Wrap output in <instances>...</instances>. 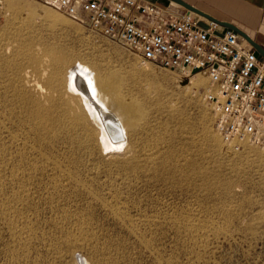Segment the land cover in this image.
<instances>
[{
  "label": "rangeland",
  "instance_id": "374dc122",
  "mask_svg": "<svg viewBox=\"0 0 264 264\" xmlns=\"http://www.w3.org/2000/svg\"><path fill=\"white\" fill-rule=\"evenodd\" d=\"M60 57L70 62V69L76 61L77 66L91 65L101 75L117 80L123 93H132L143 101L146 115L140 126L143 136L140 134L139 149L143 150V158H150L151 153V157L157 155V169L151 171L152 177H127L129 187L119 184L130 205L136 202L143 214L159 217L152 224L140 223L137 234L98 202L90 203L86 194L80 200V196L74 199L69 193L56 190L53 206L46 202V186L59 169L56 171L52 162H46V144L33 140V107L14 99L11 83L24 71L30 78L40 79L46 58ZM197 77L206 76L199 73L181 78L154 64L142 63L118 41L91 30L83 18L67 16L43 0H2L0 174L5 177L8 195L16 187L11 182L12 172L35 175L29 181L33 205L24 211L32 218L38 237L15 251L8 228L0 223V264H95L93 252H106L111 256L109 264H264V159L260 152L248 156L225 146L215 130L212 105L204 100L209 81L206 77L204 86L199 87ZM6 98L15 101L9 104ZM208 133L218 140H212ZM58 142L57 146L54 144L58 150L53 149V153L58 154L61 166L79 171L88 179L98 173L92 178L93 184L104 195L105 190L98 184L114 180L112 175L119 171L115 163L108 164L110 161L99 155L91 160L74 151L72 145ZM120 150L115 155H120ZM168 151H173L169 160L166 158L172 173L162 164ZM77 155L80 160L75 163ZM115 155L110 160L120 157ZM48 163L50 174L46 175ZM83 196L86 202H82ZM62 207L73 215L80 213L83 219L89 216L82 231L90 228L94 233L92 240L69 247L66 235L79 236L81 230L68 220L59 225L53 221ZM13 250L15 257L10 254Z\"/></svg>",
  "mask_w": 264,
  "mask_h": 264
},
{
  "label": "bare ground",
  "instance_id": "6f19581e",
  "mask_svg": "<svg viewBox=\"0 0 264 264\" xmlns=\"http://www.w3.org/2000/svg\"><path fill=\"white\" fill-rule=\"evenodd\" d=\"M50 13L53 16L54 13ZM34 14H32V16ZM46 14L47 17H49V13ZM57 16L58 15H56V17ZM65 59L61 57L52 60L46 58V64L43 62V64L46 65L45 72L41 75L40 79L32 77L30 78L28 76V72L24 71L23 73L20 72L16 77H14L13 82L11 83L14 99L22 105L30 103L33 107L32 113L34 122L32 127L34 130H36L33 140H35L37 143L39 142V144H46V162H52L53 164L51 165L53 166V169H59L58 172H55L57 173L56 175H51V183L50 185L46 186V202L53 206V195L56 190L69 193V195L74 196V199L77 196H80V199L82 195L86 194L90 203L97 204L98 202L102 208L108 211V214L110 213L113 218L121 220L122 223L130 225L128 230L134 234H137L140 229L138 227L140 223L152 224L156 221L157 217H159V215L143 214V212L140 211L141 208H137L138 205H136L135 200V203L130 205L131 203L127 197L122 195L123 191L121 190L123 186H131L129 183H127V177L131 176L134 177V179H139L143 176L152 177L151 171H156L157 169L154 167L157 162V155L151 157V153L150 158L149 156H146L145 158L148 157V159H145L142 157L144 153H141L140 151L142 149H139L141 146L140 134L143 136L140 131V126H142V120L146 115L143 101L132 93H123L121 91V86L117 83V80L101 75V73L96 68L91 67V65H88L85 63V61V66H77L76 61L75 66H71L72 68L70 69L71 64L69 62V65ZM34 61L36 60L33 59V62ZM74 62L75 60L72 62V64ZM205 79L206 77L196 78L199 87L204 86ZM39 97L41 100L38 99ZM6 99L9 101V104L15 101L14 99L9 100L10 98ZM0 121H2L1 116ZM11 135L15 137V135ZM208 135L212 137V140H218L214 137V135L209 133ZM56 141L61 142V144L65 143L72 145L75 148L74 151H80V154L82 153L89 156L91 160L94 156L99 155L103 156V158L106 160L108 159L110 161L108 164L115 163L119 171L115 175L111 174L114 177V180L107 179L102 182L103 184L97 183L98 186L100 185L99 187H101L102 190H105L103 192L104 195L99 193V188L96 190L95 187L97 185L95 186V183L93 184L94 179L92 178L96 175L98 176V173H94L95 175H92V178L88 179L84 175L83 177L79 171L77 172L71 170L67 168V166H65L66 168L61 166L60 159L56 156L57 153H53V149L58 150L57 147L54 148ZM120 149L123 150L122 153L120 155L116 154L120 157L117 160H110L113 159L112 157L115 155V151ZM62 152L64 153V151ZM68 152L66 153L68 154ZM41 153L45 154L44 151ZM59 153H61V150ZM63 153L61 156L64 155ZM165 153L168 154H166L167 156L165 155V159L162 160V164L164 165L163 168L166 170L169 169V172L171 171L170 173H172L173 170H171V165L167 166L166 162L168 157L173 155V151H168ZM146 154L147 153H145V155ZM71 157L70 159L72 160ZM79 158L80 155L79 157L77 155L74 157L73 161H78ZM84 161L86 162V160ZM49 163L46 165V175L50 174ZM62 163L65 164L64 162ZM74 167H76V165L73 166V169ZM90 167H87V169H91ZM93 168L94 167L92 166V169ZM10 175L12 176L11 182L12 184L15 183L16 187L12 190L13 192L8 195L5 188V177H1L0 174V223L8 228L11 235L12 245L14 246V250L17 251V248H23L24 246H27V244L30 243L34 238L38 237L33 226L34 223L32 218L29 216V214H27V212L24 211L30 205H33L29 199L31 192L29 181H31L35 175H32V173L25 174V172L19 173L15 171ZM58 175L59 177L57 178ZM173 175L174 173L171 177H173ZM168 177L170 178V176ZM162 179L164 180V178ZM166 180L168 181V178ZM119 183H123V186H121ZM84 198L85 200L83 199L84 201L82 200V202H86V197ZM80 200L78 202H80ZM74 204H76V202ZM74 206L76 207L77 204ZM96 206L97 205H95V207ZM60 209L61 214L58 213L53 221L59 225L68 220L70 221L68 223H72L79 230H81L79 232V236L77 234H70L72 237L69 234L68 236L66 235V240L69 247H74L79 241L92 240L94 233L90 232L92 231L90 228L89 230L87 229L88 231L85 230L86 232L84 231V233L82 231L84 227L83 225L88 223L87 221L89 216L88 219L85 218L87 220L85 221L80 213L79 215H73L71 210L68 208L67 209L70 212H67V209H63V207ZM83 209L85 210L84 207ZM86 214H88V212ZM111 216L109 215V217ZM140 233L141 232H139V234ZM14 250L10 252L12 257H15ZM93 251H98V249H94ZM93 253H95V264H109L111 256L106 254V252ZM11 259L13 260L14 258ZM33 264L38 263L34 262Z\"/></svg>",
  "mask_w": 264,
  "mask_h": 264
},
{
  "label": "built area",
  "instance_id": "2783aa9c",
  "mask_svg": "<svg viewBox=\"0 0 264 264\" xmlns=\"http://www.w3.org/2000/svg\"><path fill=\"white\" fill-rule=\"evenodd\" d=\"M0 0V4H1ZM82 19L154 64L188 79L203 73L204 100L226 147L243 151L264 141V57L235 30L177 3L151 0H43Z\"/></svg>",
  "mask_w": 264,
  "mask_h": 264
},
{
  "label": "crops",
  "instance_id": "0c3cea01",
  "mask_svg": "<svg viewBox=\"0 0 264 264\" xmlns=\"http://www.w3.org/2000/svg\"><path fill=\"white\" fill-rule=\"evenodd\" d=\"M168 5L170 0H151ZM220 20L229 21L247 32L264 48V0H185ZM260 55V54H259ZM261 56V55H260ZM262 57V56H261ZM260 152L264 159V141L248 146L241 153L254 156ZM253 159V158H252Z\"/></svg>",
  "mask_w": 264,
  "mask_h": 264
},
{
  "label": "water",
  "instance_id": "95a60500",
  "mask_svg": "<svg viewBox=\"0 0 264 264\" xmlns=\"http://www.w3.org/2000/svg\"><path fill=\"white\" fill-rule=\"evenodd\" d=\"M170 1L179 4L180 6L184 7L188 11L195 12V13H197V14H199V15H201V16L209 19V20H212V21H215V22L221 24L222 26H225V27H228V28L235 30L242 37H244L257 50V52L262 57H264V48L256 40H254L247 32L242 30L236 24L229 22V21L220 20L219 18L212 16L211 14L205 12L204 10L196 7L195 5L189 3L185 0H170Z\"/></svg>",
  "mask_w": 264,
  "mask_h": 264
}]
</instances>
